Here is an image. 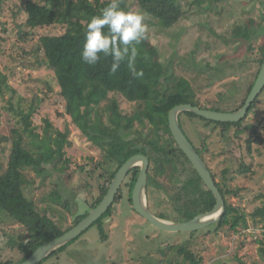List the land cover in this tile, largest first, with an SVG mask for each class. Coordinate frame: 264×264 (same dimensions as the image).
Returning a JSON list of instances; mask_svg holds the SVG:
<instances>
[{
	"label": "rangeland",
	"instance_id": "rangeland-1",
	"mask_svg": "<svg viewBox=\"0 0 264 264\" xmlns=\"http://www.w3.org/2000/svg\"><path fill=\"white\" fill-rule=\"evenodd\" d=\"M26 1L35 0H0V80L5 78L7 84V87H1L0 93V170L3 172L7 167L13 130L18 133L22 146L31 148L32 138L12 109L27 111L30 105L35 107L39 104L30 118L31 127L39 139L43 137L47 123L53 130L69 132L71 144L65 147L64 156L69 163L63 174L54 173L52 178L63 185L65 195L71 196V212L43 202L52 188L50 178L40 184L34 173L27 170L31 183L25 192L38 207L47 203L49 216L55 221H64L62 224L67 228L77 216L88 210L87 202L95 193L94 190L89 193L83 189L86 184L95 186V179L88 178L78 168L86 166L88 158L98 161L101 152L86 141L65 113L57 86V80L66 75L65 70H49L43 53L38 50L40 36H57L64 29L52 26L30 32L24 25V12L19 9ZM196 1L180 0L184 14L175 25L157 29L148 25L149 18L145 20L148 31L146 38L136 45V60L141 64L136 69L143 70L142 77L154 84L159 68L150 52L158 49L159 60L170 66L166 69L169 75L180 79L179 86L188 84L185 89L181 88L187 99L200 107L230 113L244 101L248 86L262 66L257 62L260 59L258 55L264 50V29H261L264 28V0H198L197 4ZM129 4L127 2L128 8ZM133 11L139 10L135 8ZM255 29L259 31L257 35ZM20 32L30 33L24 36ZM249 44L252 52L248 50ZM219 53L221 55L217 58ZM206 63L216 69L222 67L227 77L219 80L220 73L217 78L213 69H203ZM210 82L212 84L209 85ZM116 100L123 113H131L130 105ZM259 100L240 127L231 128L226 137L220 130L205 127L195 119L192 120L194 126L190 125L192 129L182 127L188 140L199 142L193 131L198 133L200 141L206 139L205 164L216 183H222L221 174L228 171L225 182L228 190L238 194L226 196V201L246 216L247 229L237 227L235 231L227 227L216 232L203 229L193 237L185 233L159 232L133 213L127 203H122L114 206L113 215L104 221L106 240L101 239L97 227L93 226L65 252L42 264H187L178 253L180 246L184 245L187 251L194 253L195 259L200 260V264H238V260L244 264H264L258 255L259 246L254 242V238L262 237L261 226L264 224L257 223L260 216L251 217L264 205V89ZM257 138L261 140L260 144L256 143ZM247 142L250 143L249 153ZM241 163L250 167L249 174L241 176L236 173ZM61 166L60 163L57 168ZM168 176L167 173L164 181H168ZM189 176L188 172L179 179L184 182ZM166 184L170 185V182ZM165 208L174 216L168 204ZM9 228L16 230L12 224ZM251 233L259 236L253 238ZM3 258L17 260L18 256L7 250Z\"/></svg>",
	"mask_w": 264,
	"mask_h": 264
},
{
	"label": "trees",
	"instance_id": "trees-1",
	"mask_svg": "<svg viewBox=\"0 0 264 264\" xmlns=\"http://www.w3.org/2000/svg\"><path fill=\"white\" fill-rule=\"evenodd\" d=\"M197 1L196 4L199 2ZM127 2H130L129 8ZM109 3L110 0H35L26 1L19 8L24 12L26 18L24 25L30 32L52 26H61L64 29V32L57 36H40L38 50L43 53L45 65L49 70L53 72L65 70L66 75L57 80L58 94L64 105L65 113L69 116L71 124L85 137L86 141L100 150L101 156L98 161L88 158L86 166H79L78 169L81 173H85L88 178L95 179V186L91 187L86 184L83 189L89 193L94 190L95 193L87 202L88 210L77 216L71 226L65 228L62 224L64 221H55L49 216L50 211L47 203L62 208L65 212H71V196L65 195L63 185L52 178L54 173L63 174L69 163L68 158H64L65 147L71 144L68 140L69 132L68 130L65 132L53 130L47 123L45 133L39 139L30 123V118L35 108L38 107L39 101L35 107L33 104L30 105L27 111L11 108L13 113L20 118L24 130L32 140L30 141L31 148L22 146L21 139L17 136L18 133L13 130L7 167L3 172L0 170V264H22L39 247L59 238L75 227L102 201L117 171L134 155H143L149 161L147 200L152 214L174 222H186L199 214L211 211L215 205L213 195L201 182L189 161L172 139L167 119L169 111L182 104H190L204 110L211 109L200 107L187 99L181 88L185 89L188 84L179 86L180 79H174L169 75L167 70L170 69V66L164 65L162 60H159L158 49L150 52V57L154 58L155 56V64L159 68V75L154 84H150L143 77H133L126 61L121 63L114 74L110 71V57L102 58L94 66L82 62L80 54L87 23L93 16L100 15L102 9ZM120 7L125 11L129 9L133 11L137 8L139 11L149 13L148 25L157 29L161 26L175 25L184 14L180 0H120ZM30 32L24 34L20 32V34L28 36ZM258 32L256 31V35ZM248 50L249 52L253 51L251 44H249ZM220 55V53L216 54L217 58ZM258 56L260 59L257 63L261 65L264 61V50ZM245 62L248 61L245 60ZM138 65L141 64L139 60H136L135 68ZM221 68H213L210 63H206L203 67L204 70L213 69L212 71L217 73V78L220 73L219 80H223L227 75L225 74L226 70ZM259 71L258 68L246 90L244 101L235 111L244 105ZM2 86L7 87L5 78L0 80V93ZM176 88L179 90L176 91ZM228 93L232 94L233 92L229 91ZM116 99L130 105L131 113H123L119 107V101L117 102ZM259 101L258 95L248 114L252 112L255 104ZM211 111L220 112L219 110ZM193 119L204 123L205 127L212 126L213 129L220 130L223 137L227 136L231 128H239L244 120L238 123H217L198 117L193 113L184 112L179 117L181 129L185 126L188 129L194 126ZM193 133L196 134V140L199 142L189 141L205 163L206 139L200 141L197 137L198 133L195 131ZM4 140L7 141L5 138ZM256 143L260 144L261 140L257 138ZM247 151L250 152L249 142H247ZM60 163L62 166L57 168ZM89 166L91 168H88ZM27 170L34 173L40 184L46 178L51 179L52 188L43 199L44 203L47 202L43 207H38L26 196L25 190L31 183V179L28 180L26 175ZM188 172L191 176L187 177L184 182L180 181L179 176L183 177ZM227 172L224 170L221 174L223 182L216 183V187L225 201V213L216 224L204 229L207 232H216L227 227L235 231L237 227L247 229L246 216L239 208L229 205L226 201V196H237L238 194L237 191L228 190L225 183ZM250 172V167L241 163L236 173L245 176ZM138 173L139 169L136 168L127 174L113 204L91 226L97 227L102 240H106L104 221L111 218L114 206L127 203L135 213L131 205V192ZM167 173L170 185L166 184L168 181H164V176ZM212 177L215 179L213 175ZM166 203L174 216L166 210ZM258 216L260 218L257 223L264 224V205L251 215L252 218ZM10 224L14 225L16 230L9 228ZM261 229L262 237L254 238L253 236V238L259 246L258 255L264 262L263 225ZM86 232L87 230L83 234ZM196 233L198 231L185 233V235L193 237ZM78 238L61 247L39 264L50 258L58 257ZM7 250L15 252L18 259H4ZM178 253L182 255V259L187 264H200V260L195 259L194 253L190 250L187 251L185 245L180 246ZM238 264L244 263L238 260Z\"/></svg>",
	"mask_w": 264,
	"mask_h": 264
},
{
	"label": "water",
	"instance_id": "water-1",
	"mask_svg": "<svg viewBox=\"0 0 264 264\" xmlns=\"http://www.w3.org/2000/svg\"><path fill=\"white\" fill-rule=\"evenodd\" d=\"M264 89V61L254 82V85L245 100L244 105L235 112L224 113L211 110H204L194 107L190 104H182L172 108L167 116L168 127L172 139L177 147L184 154L189 161L194 171L197 173L201 182L211 192L215 199V205L211 211L199 214L195 218L186 222H174L162 219L151 213L147 201V178L149 161L143 155H134L130 157L117 171L114 179L112 180L108 191L102 201L94 208L83 220H81L75 227L71 228L68 232L59 238L42 245L39 247L24 263L22 264H39L44 259L48 258L51 254L55 253L58 249L75 240L88 230L103 214L110 208L118 194L122 183L124 182L127 174L133 169L138 168L139 173L136 182L131 192V205L134 212L147 222L152 228L159 232L164 233H193L201 231L214 224H216L225 213V201L221 196L218 188L216 187L215 180L213 179L206 164L197 154L195 148L183 133L179 117L184 112L193 113L198 117L204 118L208 121L217 123H238L243 120L257 96Z\"/></svg>",
	"mask_w": 264,
	"mask_h": 264
},
{
	"label": "clouds",
	"instance_id": "clouds-1",
	"mask_svg": "<svg viewBox=\"0 0 264 264\" xmlns=\"http://www.w3.org/2000/svg\"><path fill=\"white\" fill-rule=\"evenodd\" d=\"M149 15L144 11H125L120 7V0H110L100 15L93 16L87 23L80 54L82 62L94 66L102 58L110 57L111 73L126 61L133 77H142L143 70L135 68L136 45L146 38L145 20Z\"/></svg>",
	"mask_w": 264,
	"mask_h": 264
},
{
	"label": "built area",
	"instance_id": "built-area-1",
	"mask_svg": "<svg viewBox=\"0 0 264 264\" xmlns=\"http://www.w3.org/2000/svg\"><path fill=\"white\" fill-rule=\"evenodd\" d=\"M257 234H258V233H257ZM257 234H252V233H251V235H254V237L259 236V235H257Z\"/></svg>",
	"mask_w": 264,
	"mask_h": 264
},
{
	"label": "flooded vegetation",
	"instance_id": "flooded-vegetation-1",
	"mask_svg": "<svg viewBox=\"0 0 264 264\" xmlns=\"http://www.w3.org/2000/svg\"><path fill=\"white\" fill-rule=\"evenodd\" d=\"M211 173V172H210ZM212 175V174H211ZM216 183V182H215Z\"/></svg>",
	"mask_w": 264,
	"mask_h": 264
}]
</instances>
